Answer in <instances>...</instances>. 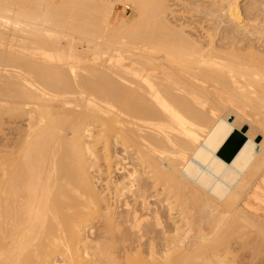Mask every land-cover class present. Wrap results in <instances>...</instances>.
Segmentation results:
<instances>
[{
  "label": "bare ground",
  "instance_id": "1",
  "mask_svg": "<svg viewBox=\"0 0 264 264\" xmlns=\"http://www.w3.org/2000/svg\"><path fill=\"white\" fill-rule=\"evenodd\" d=\"M0 124V264H264V0H0Z\"/></svg>",
  "mask_w": 264,
  "mask_h": 264
},
{
  "label": "rangeland",
  "instance_id": "2",
  "mask_svg": "<svg viewBox=\"0 0 264 264\" xmlns=\"http://www.w3.org/2000/svg\"><path fill=\"white\" fill-rule=\"evenodd\" d=\"M122 6H120L119 4H117V11L116 13L117 14H120V15H124L125 18L129 19V20H132L133 19V13H132V10L131 9H127V10H124ZM241 111L243 113H246V114H252L254 117H259V114L252 108H249V107H244L241 109ZM2 121V120H1ZM2 123V122H1ZM1 125L0 124V128H1ZM1 133V131H0ZM3 133L0 134V137H2Z\"/></svg>",
  "mask_w": 264,
  "mask_h": 264
}]
</instances>
